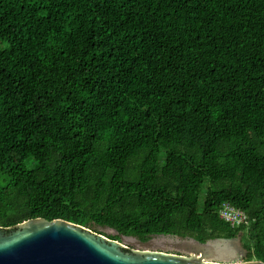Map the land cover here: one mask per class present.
Wrapping results in <instances>:
<instances>
[{
  "label": "trees",
  "instance_id": "1",
  "mask_svg": "<svg viewBox=\"0 0 264 264\" xmlns=\"http://www.w3.org/2000/svg\"><path fill=\"white\" fill-rule=\"evenodd\" d=\"M33 218L264 262V0H0V226Z\"/></svg>",
  "mask_w": 264,
  "mask_h": 264
},
{
  "label": "water",
  "instance_id": "2",
  "mask_svg": "<svg viewBox=\"0 0 264 264\" xmlns=\"http://www.w3.org/2000/svg\"><path fill=\"white\" fill-rule=\"evenodd\" d=\"M159 236L176 238L170 244L179 251L196 256V259L154 250L133 251L125 248V238L131 236L120 235V240H114L63 219L33 218L11 228L0 226V264H205L201 262L203 258L222 261L237 254L234 246L228 249L231 243L238 241L237 238L200 242L192 237ZM138 242L144 248L160 244L150 240ZM247 264L264 262L250 261Z\"/></svg>",
  "mask_w": 264,
  "mask_h": 264
},
{
  "label": "rangeland",
  "instance_id": "3",
  "mask_svg": "<svg viewBox=\"0 0 264 264\" xmlns=\"http://www.w3.org/2000/svg\"><path fill=\"white\" fill-rule=\"evenodd\" d=\"M203 204V197L200 199V207ZM93 231H100L102 233H104V235H106L107 237L109 235H115L116 232L115 230H112L110 228H105V227H94L92 229ZM238 239V241H236L234 243V246L240 248L239 250H237V254L236 256H234L231 259L228 260H214V261H207L205 258H203L201 260L202 263L205 264H247L250 261L246 260V251L241 247V244L239 242L241 235H238L236 237ZM125 248L131 249L133 251H137V252H149V251H157V252H164V253H170L172 255H177V256H183L185 258L188 259H196V256H192L190 253L188 252H184V251H179L176 247L172 246L170 243L175 240L176 238L174 237H170L168 238L167 236H153L151 237L149 240L150 242H156V243H160V244H155L153 247H147L144 248L143 245H140V243L138 242L140 239L136 238V237H128L125 238ZM181 239H183L181 237ZM147 240V241H149ZM239 245V246H238ZM139 250V251H138Z\"/></svg>",
  "mask_w": 264,
  "mask_h": 264
},
{
  "label": "built area",
  "instance_id": "4",
  "mask_svg": "<svg viewBox=\"0 0 264 264\" xmlns=\"http://www.w3.org/2000/svg\"><path fill=\"white\" fill-rule=\"evenodd\" d=\"M219 216L224 221L230 223L233 227L248 226L250 223L249 217L241 209L235 208L229 204H223L219 209Z\"/></svg>",
  "mask_w": 264,
  "mask_h": 264
},
{
  "label": "bare ground",
  "instance_id": "5",
  "mask_svg": "<svg viewBox=\"0 0 264 264\" xmlns=\"http://www.w3.org/2000/svg\"><path fill=\"white\" fill-rule=\"evenodd\" d=\"M236 242V241H235ZM234 242V243H235ZM234 243H231V246L230 247H228V249L230 250V248L232 247V246H234ZM234 248L236 249V250H239L240 248H238V247H236V246H234Z\"/></svg>",
  "mask_w": 264,
  "mask_h": 264
},
{
  "label": "flooded vegetation",
  "instance_id": "6",
  "mask_svg": "<svg viewBox=\"0 0 264 264\" xmlns=\"http://www.w3.org/2000/svg\"><path fill=\"white\" fill-rule=\"evenodd\" d=\"M240 241V240H239Z\"/></svg>",
  "mask_w": 264,
  "mask_h": 264
}]
</instances>
